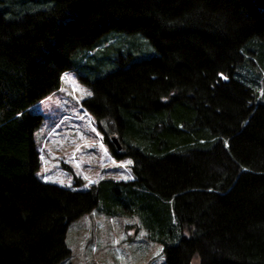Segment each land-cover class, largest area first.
<instances>
[{
	"label": "trees",
	"instance_id": "trees-1",
	"mask_svg": "<svg viewBox=\"0 0 264 264\" xmlns=\"http://www.w3.org/2000/svg\"><path fill=\"white\" fill-rule=\"evenodd\" d=\"M116 32L154 52L76 74L89 89L80 105L113 132L118 148L102 128L103 139L131 178L42 180L41 114L28 107ZM142 191L170 200L178 236L164 264H264V0H0V264H60L68 222L93 208L132 207L163 232Z\"/></svg>",
	"mask_w": 264,
	"mask_h": 264
},
{
	"label": "rangeland",
	"instance_id": "rangeland-1",
	"mask_svg": "<svg viewBox=\"0 0 264 264\" xmlns=\"http://www.w3.org/2000/svg\"><path fill=\"white\" fill-rule=\"evenodd\" d=\"M99 49L89 59L76 58L72 65L76 72L63 71L59 86L28 107L29 111L41 114L32 137L38 150L37 174L42 180L85 188L103 177L131 178L129 159L114 158L103 139L102 128L107 137L113 132L103 123L100 129L80 105L79 100L89 89L76 73L96 76L118 64L119 55L129 54L127 59H134L150 55L154 49L140 34L125 32L107 35ZM251 80L260 90V77ZM75 178L80 180L79 185L74 184ZM142 193L152 199L156 208L161 207L166 230L151 234L132 207L110 214L93 208L68 222L65 242L69 255L60 264H164L162 246L175 242L178 236L176 226L171 225L174 217L170 200ZM197 261L193 256L190 264Z\"/></svg>",
	"mask_w": 264,
	"mask_h": 264
},
{
	"label": "water",
	"instance_id": "water-1",
	"mask_svg": "<svg viewBox=\"0 0 264 264\" xmlns=\"http://www.w3.org/2000/svg\"><path fill=\"white\" fill-rule=\"evenodd\" d=\"M109 138H110V140L113 142L114 146H115L116 148H118V147H119V144H118V142H117L115 136H114L113 134H111V135H109Z\"/></svg>",
	"mask_w": 264,
	"mask_h": 264
}]
</instances>
